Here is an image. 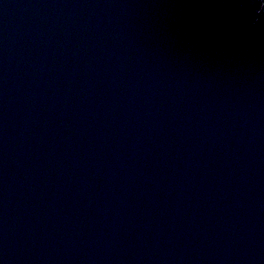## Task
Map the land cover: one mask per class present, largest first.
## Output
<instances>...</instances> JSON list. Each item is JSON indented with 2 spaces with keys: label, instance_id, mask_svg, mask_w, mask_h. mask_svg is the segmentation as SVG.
I'll return each instance as SVG.
<instances>
[{
  "label": "water",
  "instance_id": "obj_1",
  "mask_svg": "<svg viewBox=\"0 0 264 264\" xmlns=\"http://www.w3.org/2000/svg\"><path fill=\"white\" fill-rule=\"evenodd\" d=\"M0 264H264V0H0Z\"/></svg>",
  "mask_w": 264,
  "mask_h": 264
}]
</instances>
